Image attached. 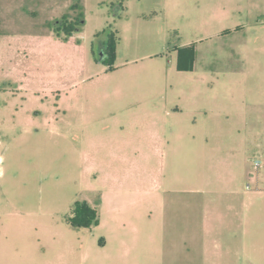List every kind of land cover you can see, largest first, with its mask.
<instances>
[{
    "label": "rangeland",
    "instance_id": "1",
    "mask_svg": "<svg viewBox=\"0 0 264 264\" xmlns=\"http://www.w3.org/2000/svg\"><path fill=\"white\" fill-rule=\"evenodd\" d=\"M0 172V264H264V0H0Z\"/></svg>",
    "mask_w": 264,
    "mask_h": 264
},
{
    "label": "trees",
    "instance_id": "2",
    "mask_svg": "<svg viewBox=\"0 0 264 264\" xmlns=\"http://www.w3.org/2000/svg\"><path fill=\"white\" fill-rule=\"evenodd\" d=\"M82 22V20H80ZM58 28L63 29L67 34H71L75 30L73 21H68L65 17L59 22ZM228 30L222 31L227 33ZM118 42V36L116 31L108 29L106 31V38L101 44L102 54L98 60L107 66L106 70L115 69L114 59L116 56V45ZM176 60L175 67L178 71H191L194 68V62L196 57V50L194 43L189 45L175 47ZM68 222L73 226L90 227L98 223L97 211L94 207L90 206L85 200L75 201L72 209V216L68 218Z\"/></svg>",
    "mask_w": 264,
    "mask_h": 264
},
{
    "label": "crops",
    "instance_id": "3",
    "mask_svg": "<svg viewBox=\"0 0 264 264\" xmlns=\"http://www.w3.org/2000/svg\"><path fill=\"white\" fill-rule=\"evenodd\" d=\"M72 37H75V36H72ZM255 186L257 188L256 190L255 189L246 190L245 193L241 195L242 197L239 196L237 198L238 206L241 205V208L243 209L242 213H238L237 220L239 219L241 220V223L238 227L241 228V231L243 233H247V234L254 233V232H251L255 228L253 225V222L260 221L261 223L264 224V205H263V212L259 211L257 207L254 205L256 204L257 201H259L258 204L260 205H262V202L264 203V196H263L264 195V182H255ZM251 223H252V226H251ZM232 225L233 223L229 226V228H231ZM252 249H253L252 253L260 256L261 251L258 250L257 247L254 246L252 247ZM244 251H246L245 248H244Z\"/></svg>",
    "mask_w": 264,
    "mask_h": 264
},
{
    "label": "water",
    "instance_id": "4",
    "mask_svg": "<svg viewBox=\"0 0 264 264\" xmlns=\"http://www.w3.org/2000/svg\"><path fill=\"white\" fill-rule=\"evenodd\" d=\"M101 57H102V54H101Z\"/></svg>",
    "mask_w": 264,
    "mask_h": 264
}]
</instances>
